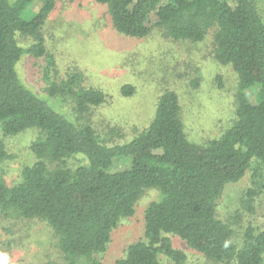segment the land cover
Returning a JSON list of instances; mask_svg holds the SVG:
<instances>
[{
	"label": "trees",
	"instance_id": "1",
	"mask_svg": "<svg viewBox=\"0 0 264 264\" xmlns=\"http://www.w3.org/2000/svg\"><path fill=\"white\" fill-rule=\"evenodd\" d=\"M35 1L0 0V126L6 136L40 131L30 145L36 161L11 186L3 178V165L13 155L0 138V211L45 221L58 238L64 264H103L99 256L114 229L135 214L145 190L154 188L161 198L145 209L144 236L114 264H164L161 255L182 264L186 255L174 247L171 234L223 264H264V228L248 227L239 247L230 225L217 215L228 183L249 171L255 180L264 172V19L253 0H95L106 6L113 27L130 37L144 38L158 28L175 40L198 42L212 31L216 58L238 76L236 118L220 136L193 141L180 96L167 89L149 125L128 141L112 144L100 137L90 117L93 107L106 103L104 91L84 87L80 74L49 80L51 97L73 99L71 118L22 80L17 63L25 54L46 55L48 67L56 68L42 27L58 0H40L41 9L26 19ZM18 34L35 41L24 47ZM252 89H257L254 99L248 94ZM134 92L130 84L121 88L124 96ZM120 157L131 165L115 171Z\"/></svg>",
	"mask_w": 264,
	"mask_h": 264
},
{
	"label": "rangeland",
	"instance_id": "2",
	"mask_svg": "<svg viewBox=\"0 0 264 264\" xmlns=\"http://www.w3.org/2000/svg\"><path fill=\"white\" fill-rule=\"evenodd\" d=\"M264 19V0H253ZM36 0L24 17L32 18L42 7ZM155 20V19H154ZM42 33L56 68L49 66L48 56L25 54L17 70L34 92L71 118L76 114L71 97H51L48 81H60L80 74L84 87H94L107 94V101L90 112L100 137L110 144L125 142L146 128L153 119L159 97L165 90L178 92L182 119L189 137L204 142L220 136L236 118L238 76L230 64L215 56L211 31L203 41L175 40L154 28L144 38L118 32L112 25L106 6L95 0H58ZM27 47L34 43L30 35L18 34ZM195 81H199L195 85ZM134 86L132 95L124 96L121 88ZM257 89L248 91L255 98ZM36 128L6 136L0 126L12 159L4 162L3 178L11 186L18 182L25 166L36 161L31 143L38 137ZM76 165V159L70 161ZM130 159H115L114 170L130 167ZM161 198L154 188L146 189L136 205L135 214L123 219L114 229L107 251L101 254L103 264H114L124 256L127 246L144 236L145 209ZM217 215L232 229V240L244 244L245 230L264 228V172L257 179L249 171L237 182L228 183L218 200ZM174 247L185 253L182 264H223L190 247L179 236L171 234ZM164 264H175L161 255ZM65 263L53 229L39 219L11 217L0 211V264H37L43 261Z\"/></svg>",
	"mask_w": 264,
	"mask_h": 264
}]
</instances>
